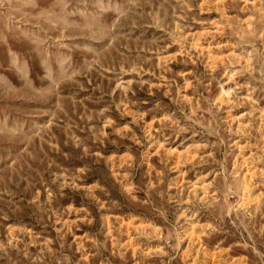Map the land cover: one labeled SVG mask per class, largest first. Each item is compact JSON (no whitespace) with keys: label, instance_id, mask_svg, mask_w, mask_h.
Masks as SVG:
<instances>
[{"label":"rangeland","instance_id":"obj_1","mask_svg":"<svg viewBox=\"0 0 264 264\" xmlns=\"http://www.w3.org/2000/svg\"><path fill=\"white\" fill-rule=\"evenodd\" d=\"M0 264H264V0H0Z\"/></svg>","mask_w":264,"mask_h":264}]
</instances>
